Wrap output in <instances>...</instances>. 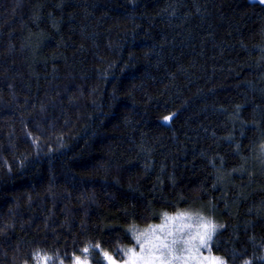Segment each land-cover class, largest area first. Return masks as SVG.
<instances>
[{"label": "trees", "instance_id": "1", "mask_svg": "<svg viewBox=\"0 0 264 264\" xmlns=\"http://www.w3.org/2000/svg\"><path fill=\"white\" fill-rule=\"evenodd\" d=\"M188 213L264 264V3L0 0V264H105Z\"/></svg>", "mask_w": 264, "mask_h": 264}, {"label": "rangeland", "instance_id": "2", "mask_svg": "<svg viewBox=\"0 0 264 264\" xmlns=\"http://www.w3.org/2000/svg\"><path fill=\"white\" fill-rule=\"evenodd\" d=\"M215 231L212 219L202 213L167 216L161 224L136 229L135 245L122 253L121 259L104 256L105 264H226L212 251Z\"/></svg>", "mask_w": 264, "mask_h": 264}, {"label": "snow or ice", "instance_id": "3", "mask_svg": "<svg viewBox=\"0 0 264 264\" xmlns=\"http://www.w3.org/2000/svg\"><path fill=\"white\" fill-rule=\"evenodd\" d=\"M261 2H264V0H261ZM166 119H170V117L169 118H166ZM84 251H87V249H85ZM105 256L107 257L108 254L105 253ZM43 259L47 260V259H50V258L49 257H44ZM109 259H110V257H109ZM77 260H79V258H77Z\"/></svg>", "mask_w": 264, "mask_h": 264}]
</instances>
